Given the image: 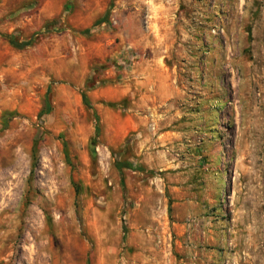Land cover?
Returning a JSON list of instances; mask_svg holds the SVG:
<instances>
[{"label":"rangeland","instance_id":"1","mask_svg":"<svg viewBox=\"0 0 264 264\" xmlns=\"http://www.w3.org/2000/svg\"><path fill=\"white\" fill-rule=\"evenodd\" d=\"M263 16L0 0V264H264Z\"/></svg>","mask_w":264,"mask_h":264},{"label":"crops","instance_id":"2","mask_svg":"<svg viewBox=\"0 0 264 264\" xmlns=\"http://www.w3.org/2000/svg\"><path fill=\"white\" fill-rule=\"evenodd\" d=\"M262 20H264V16ZM263 25H264V21H263ZM261 45L264 46V41L261 42ZM142 65L143 64H141V66ZM147 65L148 67H152L153 64L148 63ZM143 77L145 78V80L142 83H141L142 80L137 79L139 81L138 84H142L141 88L146 87V88H150L151 90V92H148L149 95H147V93L145 92L146 94H144V99L153 98L154 101H156V104H159L160 106L168 105V102L170 100H174L177 97H179L180 94H182L181 91L177 88L173 79L170 77V75L160 76V75H157L155 73H151L150 71H148L144 73ZM145 82H149L148 87L147 85H144ZM238 161L240 162L242 161L240 155H239Z\"/></svg>","mask_w":264,"mask_h":264},{"label":"trees","instance_id":"3","mask_svg":"<svg viewBox=\"0 0 264 264\" xmlns=\"http://www.w3.org/2000/svg\"><path fill=\"white\" fill-rule=\"evenodd\" d=\"M11 42L16 48L23 49V48L29 46L31 41H26V42H22V43H16L14 41H11ZM82 98H83L84 102L89 106L88 99H87L86 95L83 94ZM96 133L99 134V131L97 129H96Z\"/></svg>","mask_w":264,"mask_h":264}]
</instances>
